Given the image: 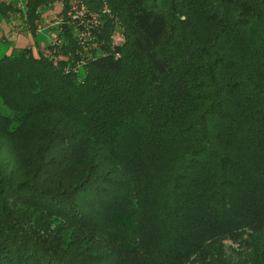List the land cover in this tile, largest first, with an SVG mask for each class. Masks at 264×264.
<instances>
[{
	"label": "trees",
	"instance_id": "trees-1",
	"mask_svg": "<svg viewBox=\"0 0 264 264\" xmlns=\"http://www.w3.org/2000/svg\"><path fill=\"white\" fill-rule=\"evenodd\" d=\"M84 1L124 45L0 58V264H264V0Z\"/></svg>",
	"mask_w": 264,
	"mask_h": 264
},
{
	"label": "rangeland",
	"instance_id": "rangeland-1",
	"mask_svg": "<svg viewBox=\"0 0 264 264\" xmlns=\"http://www.w3.org/2000/svg\"><path fill=\"white\" fill-rule=\"evenodd\" d=\"M0 1L12 5L10 7L12 11H8L11 13L9 16L0 15V58L10 55L12 50L28 46L33 47L32 54L37 56L39 49L35 47V43L39 44L41 54L49 56L53 53L50 48L54 49L57 46L58 49L60 48V44L63 42L62 36L71 35V37L77 40L75 35L78 30L73 23L74 19L77 16H81L82 11L86 9L91 10L84 0H55L35 10L34 12H37V17H35L34 21H30V0ZM91 11L102 24L101 32L104 34V32L109 31L111 41L114 33H121L123 39L120 44L124 45L126 42V26L122 18L113 12L109 4L105 3L101 8ZM76 42L79 46L78 48L85 52L86 49L84 50L80 47L78 40ZM69 67L74 66L67 65L66 70ZM71 72L77 73L79 77H84L86 68L82 63L78 69H71ZM224 241L228 252H234V248L238 247V243L232 239L226 238ZM188 264L194 263L190 261Z\"/></svg>",
	"mask_w": 264,
	"mask_h": 264
},
{
	"label": "built area",
	"instance_id": "built-area-1",
	"mask_svg": "<svg viewBox=\"0 0 264 264\" xmlns=\"http://www.w3.org/2000/svg\"><path fill=\"white\" fill-rule=\"evenodd\" d=\"M73 23L78 30V32L75 35L76 39L80 43V46L84 50L86 49L85 52H89L93 47V43L95 44V42H93L95 40L93 39V36L90 35L89 30L90 28H92V26L100 27L102 25L101 22L99 21L98 17L92 11H90V9L88 10L86 9L85 11H82L81 16H77V18L75 17ZM117 34H118L117 32L114 33L112 37L111 43L114 46L121 45L120 42L123 39V35L121 33L118 35ZM82 63L85 62L80 60L77 66L69 67L67 71H71V69L75 70V68L78 69Z\"/></svg>",
	"mask_w": 264,
	"mask_h": 264
},
{
	"label": "crops",
	"instance_id": "crops-1",
	"mask_svg": "<svg viewBox=\"0 0 264 264\" xmlns=\"http://www.w3.org/2000/svg\"><path fill=\"white\" fill-rule=\"evenodd\" d=\"M22 40V39H21Z\"/></svg>",
	"mask_w": 264,
	"mask_h": 264
}]
</instances>
